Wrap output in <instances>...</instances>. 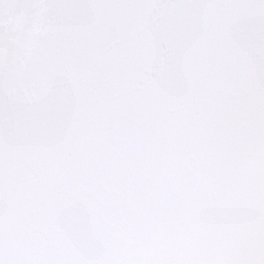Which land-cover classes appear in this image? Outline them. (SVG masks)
Returning <instances> with one entry per match:
<instances>
[{"label":"snow or ice","instance_id":"6c2138e0","mask_svg":"<svg viewBox=\"0 0 264 264\" xmlns=\"http://www.w3.org/2000/svg\"><path fill=\"white\" fill-rule=\"evenodd\" d=\"M0 264H264V0H0Z\"/></svg>","mask_w":264,"mask_h":264}]
</instances>
